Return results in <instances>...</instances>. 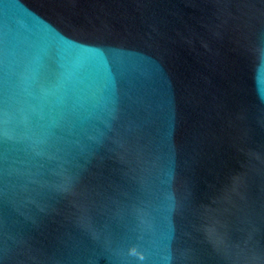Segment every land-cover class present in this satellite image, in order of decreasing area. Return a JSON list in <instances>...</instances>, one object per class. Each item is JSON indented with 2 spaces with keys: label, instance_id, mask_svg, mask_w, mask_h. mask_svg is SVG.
Listing matches in <instances>:
<instances>
[{
  "label": "water",
  "instance_id": "obj_1",
  "mask_svg": "<svg viewBox=\"0 0 264 264\" xmlns=\"http://www.w3.org/2000/svg\"><path fill=\"white\" fill-rule=\"evenodd\" d=\"M0 264H264V0H0Z\"/></svg>",
  "mask_w": 264,
  "mask_h": 264
}]
</instances>
